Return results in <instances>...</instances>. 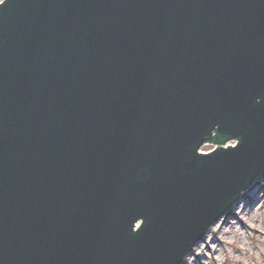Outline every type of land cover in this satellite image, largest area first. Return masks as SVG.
I'll list each match as a JSON object with an SVG mask.
<instances>
[{
	"label": "water",
	"instance_id": "obj_1",
	"mask_svg": "<svg viewBox=\"0 0 264 264\" xmlns=\"http://www.w3.org/2000/svg\"><path fill=\"white\" fill-rule=\"evenodd\" d=\"M263 178L264 0L0 4V264H181Z\"/></svg>",
	"mask_w": 264,
	"mask_h": 264
},
{
	"label": "rangeland",
	"instance_id": "obj_2",
	"mask_svg": "<svg viewBox=\"0 0 264 264\" xmlns=\"http://www.w3.org/2000/svg\"><path fill=\"white\" fill-rule=\"evenodd\" d=\"M182 264H264V178L210 228Z\"/></svg>",
	"mask_w": 264,
	"mask_h": 264
},
{
	"label": "clouds",
	"instance_id": "obj_3",
	"mask_svg": "<svg viewBox=\"0 0 264 264\" xmlns=\"http://www.w3.org/2000/svg\"><path fill=\"white\" fill-rule=\"evenodd\" d=\"M3 3V0H0V4H2Z\"/></svg>",
	"mask_w": 264,
	"mask_h": 264
},
{
	"label": "snow or ice",
	"instance_id": "obj_4",
	"mask_svg": "<svg viewBox=\"0 0 264 264\" xmlns=\"http://www.w3.org/2000/svg\"><path fill=\"white\" fill-rule=\"evenodd\" d=\"M3 3H4V0H3ZM3 3H2V4H3Z\"/></svg>",
	"mask_w": 264,
	"mask_h": 264
}]
</instances>
